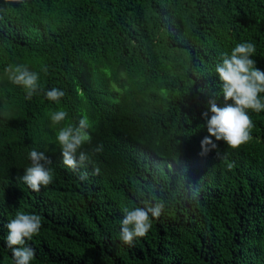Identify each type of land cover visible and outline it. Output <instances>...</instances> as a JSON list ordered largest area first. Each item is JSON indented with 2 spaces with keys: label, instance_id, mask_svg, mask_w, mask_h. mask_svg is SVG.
Wrapping results in <instances>:
<instances>
[{
  "label": "trees",
  "instance_id": "trees-1",
  "mask_svg": "<svg viewBox=\"0 0 264 264\" xmlns=\"http://www.w3.org/2000/svg\"><path fill=\"white\" fill-rule=\"evenodd\" d=\"M245 41L264 71V0H0V155L10 146L16 161L33 140L56 169L31 264H264V111L249 112V143L213 137L218 148L201 154V114L224 101L215 65ZM16 64L38 72L44 91L63 90L60 103L44 91L27 100L5 71ZM58 110L68 118L53 125ZM84 115L101 120L83 149L104 181L95 192L75 186L56 142V126ZM25 169L3 195L25 189ZM155 200L160 218L124 244L122 209ZM8 210L2 198L0 264H14Z\"/></svg>",
  "mask_w": 264,
  "mask_h": 264
},
{
  "label": "clouds",
  "instance_id": "clouds-1",
  "mask_svg": "<svg viewBox=\"0 0 264 264\" xmlns=\"http://www.w3.org/2000/svg\"><path fill=\"white\" fill-rule=\"evenodd\" d=\"M255 52L254 43H238L230 54L222 53L221 62L215 65V74H218L220 94L224 101L212 97L213 100L208 101V110L201 114L208 132L201 141V154L217 149L215 141H223L229 148L236 150L252 140L255 124L249 112L264 111V71L256 67V61L252 58ZM5 71L9 73L8 79L12 84L25 90L27 100L44 91L39 73L30 70L26 65H9ZM41 71L47 74L48 66L42 65ZM44 94L49 101L57 104L65 96V92L56 87L44 91ZM1 110L0 106V114ZM67 118L68 113L65 110L55 111L50 117L53 125H61ZM100 125L101 120L93 124L84 115L78 124L69 122L62 127L56 126L58 132L47 130L54 140L57 132L56 142L62 163L71 170L69 175L73 183L88 192L98 191L100 183H104L98 176L94 177L100 174V169L94 167L93 163L89 164L91 157L83 150L84 145L92 143L91 130ZM23 147V154L18 152L16 161L10 146L2 150L0 155V202L3 198L9 205L6 214L8 232L7 236L2 234V237L4 247L12 251L14 264H31L35 257V250L31 247L33 238L42 232L43 224L52 219L50 214L53 211L49 186L53 183L56 169L51 165L50 152L37 149L33 140L26 141ZM101 151L102 145L95 148V152ZM19 163H23L26 168L24 175L19 172V179L25 189L17 197L8 198L3 194L17 188L16 165ZM13 179H16V183ZM164 208L165 204L159 200L144 202L143 206L124 207L120 222V240L130 247L133 246L136 239L148 234L152 219H159Z\"/></svg>",
  "mask_w": 264,
  "mask_h": 264
}]
</instances>
